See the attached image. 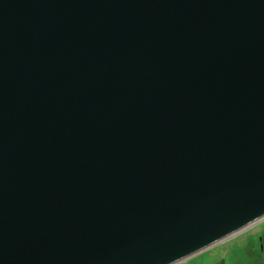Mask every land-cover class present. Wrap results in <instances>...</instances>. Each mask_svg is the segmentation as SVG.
<instances>
[{"label": "water", "instance_id": "95a60500", "mask_svg": "<svg viewBox=\"0 0 264 264\" xmlns=\"http://www.w3.org/2000/svg\"><path fill=\"white\" fill-rule=\"evenodd\" d=\"M264 221V0H0V264H178Z\"/></svg>", "mask_w": 264, "mask_h": 264}, {"label": "rangeland", "instance_id": "374dc122", "mask_svg": "<svg viewBox=\"0 0 264 264\" xmlns=\"http://www.w3.org/2000/svg\"><path fill=\"white\" fill-rule=\"evenodd\" d=\"M241 234L225 240L220 246L208 251H204L200 255H195L189 260L179 264H199L211 263L215 264H264V221L247 228ZM255 243L250 244L247 238L250 236L258 237Z\"/></svg>", "mask_w": 264, "mask_h": 264}, {"label": "flooded vegetation", "instance_id": "af4514ba", "mask_svg": "<svg viewBox=\"0 0 264 264\" xmlns=\"http://www.w3.org/2000/svg\"><path fill=\"white\" fill-rule=\"evenodd\" d=\"M239 234H241V233H239ZM239 234H237V235H239ZM236 235V236H237ZM235 237V236H234ZM233 238V237H232ZM229 239H231V238H229ZM229 239H227V240H229ZM259 239V235H258V237H254V236H250L249 238H247V241H248V243H250V244H253V243H255V240H258ZM223 242H226V241H223ZM223 242H221V243H219L218 245H216V246H213V248H216V247H218V246H220V244H222ZM224 244V243H223ZM213 248H209V250H211V249H213ZM205 251H208V250H205ZM204 252V251H203ZM203 252H201V253H203ZM201 253H199L198 255H200ZM197 255V256H198ZM187 260H189V259H187ZM199 264H215V262H211V263H208V262H206V263H199ZM222 264H224V261H222Z\"/></svg>", "mask_w": 264, "mask_h": 264}, {"label": "bare ground", "instance_id": "6f19581e", "mask_svg": "<svg viewBox=\"0 0 264 264\" xmlns=\"http://www.w3.org/2000/svg\"><path fill=\"white\" fill-rule=\"evenodd\" d=\"M213 248V247H212ZM207 250H209V249H207ZM184 261H186V260H184ZM179 264V263H178Z\"/></svg>", "mask_w": 264, "mask_h": 264}]
</instances>
